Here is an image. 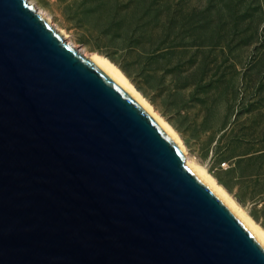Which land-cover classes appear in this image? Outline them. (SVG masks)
Returning a JSON list of instances; mask_svg holds the SVG:
<instances>
[{"label": "water", "instance_id": "1", "mask_svg": "<svg viewBox=\"0 0 264 264\" xmlns=\"http://www.w3.org/2000/svg\"><path fill=\"white\" fill-rule=\"evenodd\" d=\"M0 264H264L181 145L28 0H0Z\"/></svg>", "mask_w": 264, "mask_h": 264}, {"label": "rangeland", "instance_id": "2", "mask_svg": "<svg viewBox=\"0 0 264 264\" xmlns=\"http://www.w3.org/2000/svg\"><path fill=\"white\" fill-rule=\"evenodd\" d=\"M29 1L79 48L115 62L181 134L191 158L264 228V0ZM147 24L156 41L169 42L167 56L157 55L171 104L122 50L147 37Z\"/></svg>", "mask_w": 264, "mask_h": 264}, {"label": "bare ground", "instance_id": "3", "mask_svg": "<svg viewBox=\"0 0 264 264\" xmlns=\"http://www.w3.org/2000/svg\"><path fill=\"white\" fill-rule=\"evenodd\" d=\"M29 1V0H28ZM31 4L33 2L29 1ZM35 5V4H34ZM37 12L40 13L47 21L60 33L64 40L78 49L81 53L91 58L94 63L109 75L113 80L124 87L130 92L137 100L145 107V109L165 128V130L181 145L184 152V162L192 167V169L202 177L209 185H211L222 200L243 220V222L249 227V229L255 234V236L264 245V228L258 224L252 216L249 215L233 198V196L218 182V180L209 172L204 166L193 160L190 156L189 150L185 145V142L181 134L175 129V127L165 119L150 102V100L136 87L126 73L109 57L98 52H87L84 49L79 48L69 37L68 33L56 26L51 17L47 16L44 10L40 9L37 5Z\"/></svg>", "mask_w": 264, "mask_h": 264}, {"label": "trees", "instance_id": "4", "mask_svg": "<svg viewBox=\"0 0 264 264\" xmlns=\"http://www.w3.org/2000/svg\"><path fill=\"white\" fill-rule=\"evenodd\" d=\"M142 32L147 36L142 38H130L124 44H122V50H125V59L128 60L129 67L137 74L140 79H143L153 91L164 94L165 99L171 104L172 100L170 95L172 92L162 82L163 77L160 76L162 70L158 65L157 55L158 51H161V56L165 58L167 56L168 41L159 40L156 41L153 37L156 27L149 26L147 24L140 27ZM163 31L166 27L163 26ZM167 35V34H165ZM124 68V67H123ZM129 74L128 68H124Z\"/></svg>", "mask_w": 264, "mask_h": 264}]
</instances>
